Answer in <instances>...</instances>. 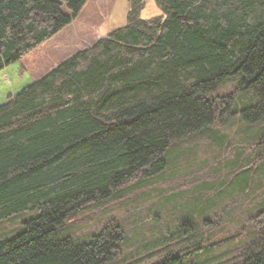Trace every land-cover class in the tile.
I'll return each instance as SVG.
<instances>
[{
    "label": "trees",
    "instance_id": "16d2710c",
    "mask_svg": "<svg viewBox=\"0 0 264 264\" xmlns=\"http://www.w3.org/2000/svg\"><path fill=\"white\" fill-rule=\"evenodd\" d=\"M142 1L131 0L125 25L0 105V221L37 211L0 240V264H111L122 226L111 221L78 242L59 232L70 216L163 172L178 141L235 117L264 120V0H154L162 13L151 18L141 17ZM87 2L0 0V71L69 25ZM237 75L238 89L211 95ZM239 92L245 107L238 109ZM260 214L224 255L214 252L219 242L201 243L202 234L183 224L174 233L180 248L157 264H264Z\"/></svg>",
    "mask_w": 264,
    "mask_h": 264
},
{
    "label": "rangeland",
    "instance_id": "374dc122",
    "mask_svg": "<svg viewBox=\"0 0 264 264\" xmlns=\"http://www.w3.org/2000/svg\"><path fill=\"white\" fill-rule=\"evenodd\" d=\"M139 7L143 18L162 13L154 0H143ZM63 10L68 12L66 7ZM131 10V0H88L69 25L0 71V105L75 52L125 25ZM241 82L242 75L232 76L211 95H228ZM242 93L236 100L238 109L245 107L239 102ZM213 134L220 141L215 142ZM167 158L163 172L136 179L111 198L83 207L67 219L60 234L85 242L114 221L122 226L125 240L111 264H157L180 248L174 233L183 224L187 231L202 234L197 237H203L201 243L219 242L214 252L220 254L239 241V233L251 228L252 218H260L264 210V120L247 124L235 117L217 123L174 143ZM36 214L24 211L0 221V240L20 232L23 222ZM194 242L186 243L189 250Z\"/></svg>",
    "mask_w": 264,
    "mask_h": 264
},
{
    "label": "bare ground",
    "instance_id": "6f19581e",
    "mask_svg": "<svg viewBox=\"0 0 264 264\" xmlns=\"http://www.w3.org/2000/svg\"><path fill=\"white\" fill-rule=\"evenodd\" d=\"M258 103V102H257ZM235 114V113H234ZM120 189V188H119ZM110 221V220H109ZM107 224V223H106ZM178 255V254H177Z\"/></svg>",
    "mask_w": 264,
    "mask_h": 264
},
{
    "label": "water",
    "instance_id": "95a60500",
    "mask_svg": "<svg viewBox=\"0 0 264 264\" xmlns=\"http://www.w3.org/2000/svg\"><path fill=\"white\" fill-rule=\"evenodd\" d=\"M15 95H16V94H15ZM15 95H13V97H14Z\"/></svg>",
    "mask_w": 264,
    "mask_h": 264
}]
</instances>
